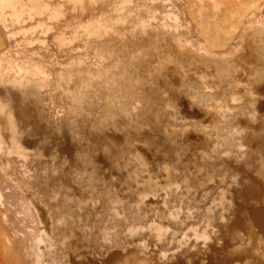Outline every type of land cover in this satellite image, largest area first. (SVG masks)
Masks as SVG:
<instances>
[{"label": "rangeland", "instance_id": "rangeland-1", "mask_svg": "<svg viewBox=\"0 0 264 264\" xmlns=\"http://www.w3.org/2000/svg\"><path fill=\"white\" fill-rule=\"evenodd\" d=\"M263 192L264 0H0V264H264Z\"/></svg>", "mask_w": 264, "mask_h": 264}, {"label": "bare ground", "instance_id": "bare-ground-1", "mask_svg": "<svg viewBox=\"0 0 264 264\" xmlns=\"http://www.w3.org/2000/svg\"><path fill=\"white\" fill-rule=\"evenodd\" d=\"M253 61V60H252ZM263 197H264V192H263ZM264 199V198H263ZM253 222V223H252ZM251 224H252V227H251V230H252V233L253 235L256 237L257 235H259V237H261L262 239H264V202H263V205H262V209L261 211L259 212V218L256 219V220H252ZM252 235V237H253ZM254 237V238H255ZM257 246V245H256ZM260 259V258H259ZM120 260V259H118ZM256 260V258H255ZM258 261V259L256 260ZM260 261V260H259ZM258 261V262H259ZM116 262V261H115ZM119 262V261H118Z\"/></svg>", "mask_w": 264, "mask_h": 264}]
</instances>
